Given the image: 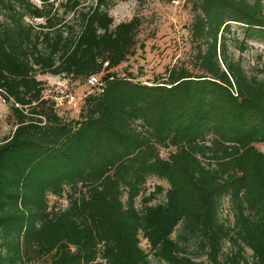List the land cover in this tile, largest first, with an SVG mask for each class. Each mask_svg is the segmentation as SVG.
I'll return each mask as SVG.
<instances>
[{
    "label": "trees",
    "instance_id": "1",
    "mask_svg": "<svg viewBox=\"0 0 264 264\" xmlns=\"http://www.w3.org/2000/svg\"><path fill=\"white\" fill-rule=\"evenodd\" d=\"M263 3L197 0L190 66L143 83L114 72L135 55L140 21L113 25L109 0H67L62 15L0 0L14 126L0 141V264H264V72L248 75L230 51L233 25L264 40ZM37 73L101 74V86L68 121ZM151 178L168 185L161 202L159 186L146 193Z\"/></svg>",
    "mask_w": 264,
    "mask_h": 264
},
{
    "label": "rangeland",
    "instance_id": "2",
    "mask_svg": "<svg viewBox=\"0 0 264 264\" xmlns=\"http://www.w3.org/2000/svg\"><path fill=\"white\" fill-rule=\"evenodd\" d=\"M109 0V15L113 19V25L127 22L133 17H137L140 26L137 33V45L135 55L129 57L126 62L121 64L114 72L120 75L122 72L130 73L133 78L143 83L157 79L169 68L175 65L184 64L190 66L193 55V46L190 38L189 27L192 22V5L197 0ZM37 7L46 6L53 12L57 11L62 15L67 0H29ZM80 8L85 9L94 3V0H79ZM44 4V5H43ZM264 7V3H263ZM80 10V9H79ZM71 15L65 18L70 21ZM0 20L7 23L5 17ZM27 24L36 26L42 23V20L26 19ZM232 32L236 36V47H231L232 55L241 61L245 72L250 75L260 76L264 72V40L256 35L244 36L242 28L233 25ZM243 48V49H241ZM100 80L102 75L97 76ZM36 79L42 83V96L45 100L60 102L62 106L58 108V115L65 120H77L85 97L96 93V89H90L86 81L82 78L75 79L67 76H52L49 74H36ZM10 104L0 102V141L7 138L14 126L10 117ZM256 149L264 152V145H255ZM170 151L162 150L160 155L167 158ZM159 186L163 193H156V201L161 202L164 198V192L168 189L165 181L156 178L148 179L145 188L146 193L155 191ZM48 205L56 208L66 206L65 198L48 197ZM136 207L140 208V198L136 200ZM220 219L230 220L231 214L228 204L223 203L220 211ZM176 233L172 235L175 238ZM140 247L146 253L148 245L141 239ZM193 252L192 247L190 248ZM247 259H250L251 253L246 252ZM150 264H160L151 256Z\"/></svg>",
    "mask_w": 264,
    "mask_h": 264
},
{
    "label": "built area",
    "instance_id": "3",
    "mask_svg": "<svg viewBox=\"0 0 264 264\" xmlns=\"http://www.w3.org/2000/svg\"><path fill=\"white\" fill-rule=\"evenodd\" d=\"M174 4H178L177 0H174ZM86 84L90 89H97L101 86L100 80L97 76H90L86 80ZM1 92V91H0ZM0 102L2 104H6L8 102H12L11 98H7L6 94L4 92L0 93ZM55 103V102H54ZM56 108H60L62 104L60 102L55 103Z\"/></svg>",
    "mask_w": 264,
    "mask_h": 264
}]
</instances>
